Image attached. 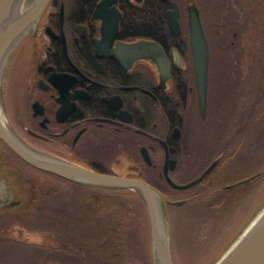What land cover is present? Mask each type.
<instances>
[{"label":"flooded vegetation","instance_id":"flooded-vegetation-1","mask_svg":"<svg viewBox=\"0 0 264 264\" xmlns=\"http://www.w3.org/2000/svg\"><path fill=\"white\" fill-rule=\"evenodd\" d=\"M174 1L182 33L185 23L188 28L187 8L192 0H49L38 18L12 41L2 60L0 119L11 138L28 152L100 173L141 179L160 193V202L166 206L180 200L184 201L180 206L198 209L203 203L212 204L218 217H228L241 202L237 188H242L244 197L246 186L264 175L228 187L245 179L242 174L238 177L237 160H244L247 134H264V66L262 80L238 89L234 82H225L226 67L217 66V80L210 81L209 65L202 112L189 35L187 45H181L188 49V60L171 36L158 41L128 30L125 23L136 9H148L152 15L165 9L174 35L167 20ZM143 40L158 43L170 61V75L164 81L152 59H131L125 53V45ZM224 88L228 98H221ZM166 162L168 175L177 184H187L212 167L199 182L177 188L165 177ZM38 171L43 170L26 162L0 138V264H12V241L30 243L15 228L24 229L21 220L13 219L14 213L22 218L29 213L28 201L40 195L49 200L53 195L50 200L59 219L66 211L69 215L77 212L72 200L62 203L59 191L50 193L45 180L35 176ZM20 185L29 187L26 194L18 192ZM20 206L24 209H14ZM33 231L40 233L38 241L42 242L31 243L50 248L45 243L49 236L56 243L53 259L48 257L50 250L42 255L45 264H73L69 262L72 239L63 235L64 227L58 224L53 233Z\"/></svg>","mask_w":264,"mask_h":264},{"label":"trees","instance_id":"trees-1","mask_svg":"<svg viewBox=\"0 0 264 264\" xmlns=\"http://www.w3.org/2000/svg\"><path fill=\"white\" fill-rule=\"evenodd\" d=\"M199 1H211L208 5L209 9L212 8V12H209L210 21L204 26V29L206 27L208 31V34L205 32L211 51L210 65L213 64L212 49L213 52L217 50L219 65L227 68L225 70L227 80L236 82L237 85L245 81H256V77L264 66V0H236L237 7L227 6L225 0H197V3ZM223 22L227 28L224 33L221 31V28L224 29ZM125 23L129 26L128 30L149 34L158 41L171 36L173 44L177 43L182 55H187V59H190L189 53L186 54L188 49L181 46L187 45V24H184L180 35H171L165 9H157L154 15L150 14L148 9H136L127 15ZM229 37L232 39L229 40ZM247 66L252 68L250 73L245 69ZM210 73L212 74V71ZM49 174L54 175L38 171L35 176L40 175L41 179L46 180V175ZM46 184L50 185L47 182ZM91 190L98 199V204L87 203L83 208L78 207L77 212L70 215L66 211L61 219L54 213L53 203L50 200L52 195L49 200L43 199L40 195L37 200L28 201L30 205L28 222L38 230L51 233L55 231L58 224L64 227L63 235L72 239L70 242L72 255L69 262L73 264L86 261H92L94 264H129L134 255L129 246L127 247V242L132 237L128 226L134 219L131 208L121 200V190L98 187H91ZM213 209H215L214 205L206 203L199 207L200 211ZM12 247L27 249L24 253H16L17 251L13 249L14 253L20 256L14 255L12 264H37L45 250H50L49 258H54L53 248H43L38 243L23 244L12 241Z\"/></svg>","mask_w":264,"mask_h":264},{"label":"rangeland","instance_id":"rangeland-1","mask_svg":"<svg viewBox=\"0 0 264 264\" xmlns=\"http://www.w3.org/2000/svg\"><path fill=\"white\" fill-rule=\"evenodd\" d=\"M33 2H35V0H21L22 10L26 9V7ZM225 2L231 4L233 7H237L238 4L236 0H225ZM198 3L204 27L206 26V22L210 21L209 12H212V8L209 9L208 5L211 1H199ZM224 23L225 22H223L224 29L221 28L223 33L224 30L227 29L226 24ZM204 30L208 34L206 27ZM230 39H232V37H229V40ZM212 57L213 66L210 65V71H212V74H210V81L214 82V80H217L216 67L220 66L218 63L219 59L217 50L213 52L212 49ZM245 69H247L248 73L252 71L251 66H247ZM260 75L261 73L258 77H256L258 81L262 80L260 79L262 78ZM229 81L231 80L226 79L225 82ZM247 83H249V81L239 83L237 85L238 89L244 87ZM226 88H228V86H226ZM226 88L223 89V96L221 95V98L229 97ZM239 97L243 98L244 93L241 92ZM247 136L249 137L248 143L246 144L247 146L245 147L242 155L244 160H237V164L240 167L238 177L242 174L245 178H248L249 176L264 169V134L262 137H255L254 131H250ZM45 182L50 183L48 187L50 188L51 194L54 193L55 190L60 192L58 198L62 201V203L72 200L73 204L76 203L77 208H83V206L87 203L90 205L98 204V199H96V196L93 195V190L82 186V184L79 185L75 182L73 183L62 180L61 178L50 174L46 175ZM14 184H16L15 180ZM27 189H29V187L26 186L25 188V185L17 187L18 192L21 194H26L25 192ZM241 190V187L237 188L238 194L242 195L240 192ZM120 193L122 195L120 197L121 200L128 204L129 208L132 210V216H134L133 221L128 226L132 237L130 241L127 242V247L129 246V249L132 251V255L134 254L132 261H129V264H161L158 256H155L152 252L149 234V220L147 218V211L142 198L137 192L128 189L121 190ZM246 193L247 194L244 197H241L240 195L238 200H241V202L237 203L236 209L233 210L228 217L221 218L218 217L214 211H200L198 208L188 205L166 206L165 203L160 202V215L163 216L165 225L160 224L165 237L169 242L170 254L174 264H215L242 236L250 223H252V221L256 219L264 210V175L246 186ZM52 199L53 195L51 197V200ZM24 204L25 201H23L22 205ZM27 208H30L29 204H27ZM72 208L74 207L70 206L68 209ZM14 209H19L21 211L24 207L20 206ZM13 219L14 222L17 221L16 219L21 220L20 222H22L21 224L24 225V230L27 232H35L33 230H38L35 226L28 222L29 213L24 214L23 218L19 216V214L14 213ZM20 236L28 238L24 235ZM34 241L37 240L34 239L33 242ZM45 241L50 248H54V245H56L54 239L50 238V236L47 237ZM182 247L184 248L183 251ZM13 249L17 251L16 253L27 252V249L21 247H10L12 262L14 255L20 256V254H15ZM56 256L61 257L60 254ZM37 264H45L43 256L38 259ZM92 264L94 263L92 262Z\"/></svg>","mask_w":264,"mask_h":264},{"label":"water","instance_id":"water-1","mask_svg":"<svg viewBox=\"0 0 264 264\" xmlns=\"http://www.w3.org/2000/svg\"><path fill=\"white\" fill-rule=\"evenodd\" d=\"M48 2L49 0H35L29 9L22 11L21 0H0V67L12 41L23 33L24 29L27 28L29 24L38 18ZM187 12L189 47L194 70V80L199 94L200 108L203 112L206 105L210 48L196 0L190 2ZM179 15L180 10L178 4L174 1L172 2V8L167 12L168 24L174 35H179L182 30ZM124 48L126 54H131V59L144 57L152 59L158 67L161 81L169 77L171 64L165 57L158 43L143 40L125 45ZM0 138L22 159L37 169L89 186L104 187L106 189H131L137 191L142 196L148 213L152 252L155 256H158L161 264H174L170 254L169 242L165 237L159 219L161 195L150 186V184L141 179L100 173L66 160L51 156H39L36 153L28 152L11 138L1 120ZM211 167L212 166H210L205 173L209 171ZM164 173L167 181L177 188H185L195 184L199 182L203 174H205L203 173L200 177L187 184H177L174 183L168 175L167 162L164 165ZM263 174L264 169L228 187L239 186L243 183L251 182ZM183 202V200H180L171 203L173 205H181ZM18 227L20 226H15L18 232L28 237V242H33L34 239L37 241L39 240L40 233L27 232ZM215 264H264V213L248 230H245L236 243H234Z\"/></svg>","mask_w":264,"mask_h":264},{"label":"bare ground","instance_id":"bare-ground-1","mask_svg":"<svg viewBox=\"0 0 264 264\" xmlns=\"http://www.w3.org/2000/svg\"><path fill=\"white\" fill-rule=\"evenodd\" d=\"M1 122H2V124H4V120L3 119L1 120ZM263 213H264V210L261 212V214L259 216L261 217V215H263ZM259 216L256 219H254L252 221V223H250V225L247 227V230L251 227V225H253V223H255L257 221V219L260 218ZM159 219H160V223L165 225V220H164L163 216L160 215Z\"/></svg>","mask_w":264,"mask_h":264}]
</instances>
